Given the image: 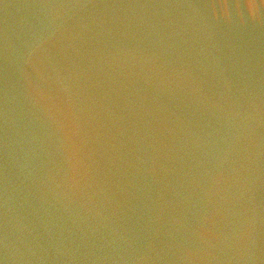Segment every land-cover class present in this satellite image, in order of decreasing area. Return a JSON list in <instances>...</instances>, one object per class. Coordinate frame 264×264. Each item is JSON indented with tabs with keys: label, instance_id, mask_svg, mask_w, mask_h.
I'll return each mask as SVG.
<instances>
[{
	"label": "water",
	"instance_id": "water-1",
	"mask_svg": "<svg viewBox=\"0 0 264 264\" xmlns=\"http://www.w3.org/2000/svg\"><path fill=\"white\" fill-rule=\"evenodd\" d=\"M0 264H264V0H0Z\"/></svg>",
	"mask_w": 264,
	"mask_h": 264
}]
</instances>
